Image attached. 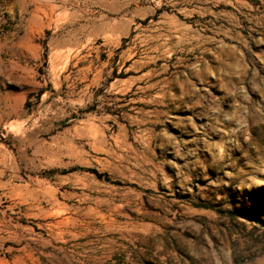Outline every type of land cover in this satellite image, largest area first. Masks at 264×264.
I'll return each instance as SVG.
<instances>
[{
  "label": "rangeland",
  "instance_id": "obj_1",
  "mask_svg": "<svg viewBox=\"0 0 264 264\" xmlns=\"http://www.w3.org/2000/svg\"><path fill=\"white\" fill-rule=\"evenodd\" d=\"M252 215L264 0H0V264H264Z\"/></svg>",
  "mask_w": 264,
  "mask_h": 264
},
{
  "label": "trees",
  "instance_id": "obj_2",
  "mask_svg": "<svg viewBox=\"0 0 264 264\" xmlns=\"http://www.w3.org/2000/svg\"><path fill=\"white\" fill-rule=\"evenodd\" d=\"M96 175L99 176L100 174L96 173ZM244 217H248V216H244ZM250 218L256 221L257 223L264 225V218H261L260 216H256V215H252L250 216Z\"/></svg>",
  "mask_w": 264,
  "mask_h": 264
}]
</instances>
